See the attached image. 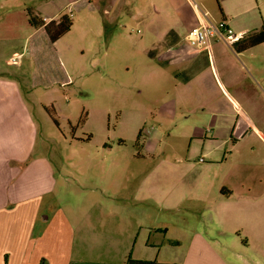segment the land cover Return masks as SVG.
I'll return each instance as SVG.
<instances>
[{
  "label": "rangeland",
  "instance_id": "374dc122",
  "mask_svg": "<svg viewBox=\"0 0 264 264\" xmlns=\"http://www.w3.org/2000/svg\"><path fill=\"white\" fill-rule=\"evenodd\" d=\"M195 1L233 30L213 62L185 39L181 56L168 50L194 22L189 0H0V81L20 88L37 122L32 158L57 180L44 214L64 209L90 247L122 254L132 242L119 235L155 228L174 239L193 231L198 246L243 237L232 223L223 237L211 210L217 187L248 189L264 169V43L230 47L264 26V0ZM27 10L67 15L71 30L54 44L38 35L29 54ZM108 225L115 236L101 233ZM239 254L251 264L252 252Z\"/></svg>",
  "mask_w": 264,
  "mask_h": 264
},
{
  "label": "crops",
  "instance_id": "0c3cea01",
  "mask_svg": "<svg viewBox=\"0 0 264 264\" xmlns=\"http://www.w3.org/2000/svg\"><path fill=\"white\" fill-rule=\"evenodd\" d=\"M168 3H172V0H158V4L152 3L150 8H154V5L163 8ZM27 11V27L31 31L28 37L30 54L34 52L36 37L46 35L42 28H33L28 24ZM45 14L32 13L45 22L60 17L56 13ZM222 18L228 21L226 16ZM196 25L195 17L193 24L182 29L179 37L168 44V50L173 51L176 57L182 53L179 50L180 40H186L188 31ZM218 42L219 39L211 38L206 46L197 51L198 57L205 56L213 62L212 51ZM53 83L48 76L42 86L49 87ZM36 87L34 82L31 88ZM20 91L16 83L0 81V264H127L129 255L133 260L156 264H249L239 254L244 250L252 252L251 264H264V169L259 172L257 183L248 189H234L227 185L217 187L219 202L211 212L219 222L225 235L223 237L227 236L225 231L229 232L226 229L229 223L235 226L231 232L242 234L240 240L236 239L239 244L229 248L232 251L235 249L238 254L230 253L226 247H214L206 242L198 246L196 233L188 230L187 236L185 230L181 233V228L179 231L183 236L176 239L168 236V229L160 228L143 236L139 232L132 234V231L124 236L119 235L126 237L125 243L128 240L132 242L131 246H124L127 255L125 252L121 254L120 249L88 246L77 235L79 227L75 226L74 220L64 209L57 207L48 215L44 214L47 212L46 206H52L46 199L54 196L57 180L50 163L32 158L31 146L37 122ZM43 109L45 111L48 108ZM190 186V191L195 192L196 184ZM112 218L117 223V217L113 215ZM105 228L101 229V233L116 235L114 227L108 225ZM83 229L89 230L86 226ZM191 234H194L193 238L186 243L185 240ZM179 245H183V248H176ZM220 249L225 251L223 254H231L229 261L219 257Z\"/></svg>",
  "mask_w": 264,
  "mask_h": 264
},
{
  "label": "trees",
  "instance_id": "16d2710c",
  "mask_svg": "<svg viewBox=\"0 0 264 264\" xmlns=\"http://www.w3.org/2000/svg\"><path fill=\"white\" fill-rule=\"evenodd\" d=\"M221 12V10H220ZM28 24L33 28H42L48 41L52 44L59 38L68 33L72 27V21L67 15L60 16L57 20H51L45 22L42 18L32 15L30 11H27ZM264 43V26H261L260 30L253 31L245 34L231 43L232 50L239 54L249 48ZM50 115L51 113L47 111ZM55 125L57 121L53 120ZM127 264H156L155 262H146L133 260L130 255L126 260Z\"/></svg>",
  "mask_w": 264,
  "mask_h": 264
},
{
  "label": "built area",
  "instance_id": "2783aa9c",
  "mask_svg": "<svg viewBox=\"0 0 264 264\" xmlns=\"http://www.w3.org/2000/svg\"><path fill=\"white\" fill-rule=\"evenodd\" d=\"M189 2L197 20V25L186 35V40L191 47L201 50L211 38L224 41L233 35V30L225 18L215 21L195 0H189ZM199 161L202 162L203 159L200 158Z\"/></svg>",
  "mask_w": 264,
  "mask_h": 264
}]
</instances>
